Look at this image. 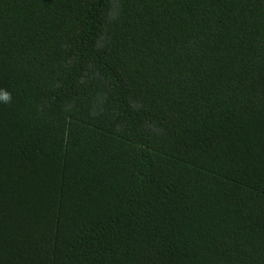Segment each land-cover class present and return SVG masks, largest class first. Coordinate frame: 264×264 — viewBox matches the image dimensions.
<instances>
[{
    "label": "trees",
    "instance_id": "obj_1",
    "mask_svg": "<svg viewBox=\"0 0 264 264\" xmlns=\"http://www.w3.org/2000/svg\"><path fill=\"white\" fill-rule=\"evenodd\" d=\"M0 264H264V0H0Z\"/></svg>",
    "mask_w": 264,
    "mask_h": 264
},
{
    "label": "clouds",
    "instance_id": "obj_2",
    "mask_svg": "<svg viewBox=\"0 0 264 264\" xmlns=\"http://www.w3.org/2000/svg\"><path fill=\"white\" fill-rule=\"evenodd\" d=\"M12 102V94L7 90L0 88V103L10 104Z\"/></svg>",
    "mask_w": 264,
    "mask_h": 264
}]
</instances>
